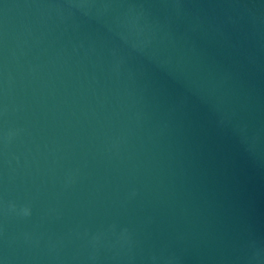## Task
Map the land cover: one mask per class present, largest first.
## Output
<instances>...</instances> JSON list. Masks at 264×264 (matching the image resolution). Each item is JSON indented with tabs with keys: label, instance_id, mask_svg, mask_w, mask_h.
I'll return each instance as SVG.
<instances>
[{
	"label": "water",
	"instance_id": "95a60500",
	"mask_svg": "<svg viewBox=\"0 0 264 264\" xmlns=\"http://www.w3.org/2000/svg\"><path fill=\"white\" fill-rule=\"evenodd\" d=\"M0 264H264V0H0Z\"/></svg>",
	"mask_w": 264,
	"mask_h": 264
},
{
	"label": "clouds",
	"instance_id": "9594fccd",
	"mask_svg": "<svg viewBox=\"0 0 264 264\" xmlns=\"http://www.w3.org/2000/svg\"><path fill=\"white\" fill-rule=\"evenodd\" d=\"M24 214H25V215H28V214H29V212H28L27 209H25Z\"/></svg>",
	"mask_w": 264,
	"mask_h": 264
}]
</instances>
